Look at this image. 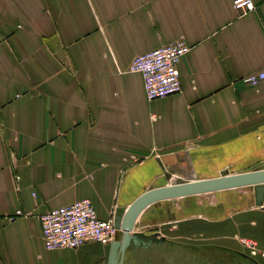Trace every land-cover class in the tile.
<instances>
[{
    "label": "crops",
    "instance_id": "obj_1",
    "mask_svg": "<svg viewBox=\"0 0 264 264\" xmlns=\"http://www.w3.org/2000/svg\"><path fill=\"white\" fill-rule=\"evenodd\" d=\"M252 1L0 0V264H107L110 245L45 250L39 216L87 199L108 221L152 188L264 168V81L243 82L264 70ZM179 38L181 93L148 101L129 65ZM134 233L130 264L165 244L264 264L252 188L154 203Z\"/></svg>",
    "mask_w": 264,
    "mask_h": 264
},
{
    "label": "built area",
    "instance_id": "obj_2",
    "mask_svg": "<svg viewBox=\"0 0 264 264\" xmlns=\"http://www.w3.org/2000/svg\"><path fill=\"white\" fill-rule=\"evenodd\" d=\"M232 7L240 15L256 9L252 0H231ZM190 47L179 38L175 42L138 55L131 61L129 72L139 74L148 101L163 99L181 93L178 65L188 54ZM264 81V70L247 76L243 82L251 87ZM35 197V194H32ZM24 216L17 210L14 217ZM41 237L45 250L78 249L89 242L110 245L118 236L113 221L97 218L92 203L85 199L69 206L51 210L39 216ZM250 256L259 254L251 240L239 239ZM264 256V254H263Z\"/></svg>",
    "mask_w": 264,
    "mask_h": 264
},
{
    "label": "water",
    "instance_id": "obj_3",
    "mask_svg": "<svg viewBox=\"0 0 264 264\" xmlns=\"http://www.w3.org/2000/svg\"><path fill=\"white\" fill-rule=\"evenodd\" d=\"M242 188H252L255 205L264 207V168L210 179L176 180L170 185L155 187L144 192L125 211L115 210L112 221L119 231V237L117 236L116 240L110 244L107 264H124L126 253L131 245L140 244L138 234L134 233V227L137 218L150 205L161 201Z\"/></svg>",
    "mask_w": 264,
    "mask_h": 264
},
{
    "label": "rangeland",
    "instance_id": "obj_4",
    "mask_svg": "<svg viewBox=\"0 0 264 264\" xmlns=\"http://www.w3.org/2000/svg\"><path fill=\"white\" fill-rule=\"evenodd\" d=\"M197 255H205L210 257L213 255L215 258L219 257L220 259L225 260L227 263H230L234 258L211 249L200 250L196 253V251L192 249L188 250L187 252L176 247H169L167 244H165L163 248H157L151 251L143 250L141 255L142 258L136 261L135 264H199V262H197L198 260L200 263H202V260ZM131 259L129 258L127 262L131 261ZM239 259H242L240 261L244 262L243 259L245 258L241 257ZM248 261L251 263L249 259ZM127 262L126 264H130Z\"/></svg>",
    "mask_w": 264,
    "mask_h": 264
},
{
    "label": "flooded vegetation",
    "instance_id": "obj_5",
    "mask_svg": "<svg viewBox=\"0 0 264 264\" xmlns=\"http://www.w3.org/2000/svg\"><path fill=\"white\" fill-rule=\"evenodd\" d=\"M234 257V256H233ZM236 257H234L230 263H227L225 260L223 259H220L219 257L215 258V256L211 255L210 256H203L202 257V263H200V261L198 260L197 262H199V264H250L249 261H248V258L245 257V259L243 261L245 262H242L238 259H235ZM129 259V258H128ZM131 259V257H130ZM128 260L126 259L124 261V264H126Z\"/></svg>",
    "mask_w": 264,
    "mask_h": 264
},
{
    "label": "bare ground",
    "instance_id": "obj_6",
    "mask_svg": "<svg viewBox=\"0 0 264 264\" xmlns=\"http://www.w3.org/2000/svg\"><path fill=\"white\" fill-rule=\"evenodd\" d=\"M132 74V73H131ZM241 239V238H240ZM245 239V238H244ZM239 243L241 244V242L239 241Z\"/></svg>",
    "mask_w": 264,
    "mask_h": 264
}]
</instances>
